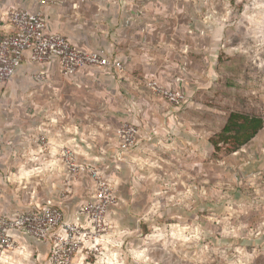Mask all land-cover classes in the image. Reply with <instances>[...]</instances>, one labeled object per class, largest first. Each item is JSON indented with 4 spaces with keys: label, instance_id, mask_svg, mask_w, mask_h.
Here are the masks:
<instances>
[{
    "label": "rangeland",
    "instance_id": "374dc122",
    "mask_svg": "<svg viewBox=\"0 0 264 264\" xmlns=\"http://www.w3.org/2000/svg\"><path fill=\"white\" fill-rule=\"evenodd\" d=\"M119 2L128 5L120 19L134 20L121 35L137 94L169 106L150 82L183 94L171 115L197 130L199 163L170 170L146 212L138 201L135 214L108 217L99 252L73 264H264V175L243 172L244 145L221 134L230 112L264 110V0Z\"/></svg>",
    "mask_w": 264,
    "mask_h": 264
},
{
    "label": "crops",
    "instance_id": "0c3cea01",
    "mask_svg": "<svg viewBox=\"0 0 264 264\" xmlns=\"http://www.w3.org/2000/svg\"><path fill=\"white\" fill-rule=\"evenodd\" d=\"M11 8L42 12L48 31L62 34L78 49L95 50L120 62L123 69L84 66L66 76L56 61L26 60L8 80L0 81V217L50 201L66 219H81L78 206L91 197L93 185L80 175L71 180L68 196L60 197L66 175L60 149L65 145L112 182L117 201L109 209V219H119L121 212L135 214L138 201L145 203L142 210L146 212L151 202L167 192L164 181L170 170L176 173L188 161L192 169L198 168L197 130L171 115L174 106L137 94L131 73L133 52L122 48V27L129 29L134 21L129 12L125 21L119 17L127 4L119 0H0L1 31L8 29L6 12ZM112 25L115 30L110 36L108 26ZM37 73L45 76L37 79ZM167 85L177 88L175 83ZM122 122L138 129L136 145L126 151L119 149L116 135ZM237 153L244 163L250 158L263 161L254 175L261 180L264 127ZM14 234L12 250L0 247V264H47V242Z\"/></svg>",
    "mask_w": 264,
    "mask_h": 264
},
{
    "label": "built area",
    "instance_id": "2783aa9c",
    "mask_svg": "<svg viewBox=\"0 0 264 264\" xmlns=\"http://www.w3.org/2000/svg\"><path fill=\"white\" fill-rule=\"evenodd\" d=\"M8 29L0 30V81L8 80L24 61L36 64L56 61L63 75L74 74L87 67H117L118 61L95 50L78 49L67 37L47 30L46 20L40 11L30 12L23 8H11L6 12ZM44 73H37L42 79ZM151 87L172 105H178L184 96L178 90L157 86ZM264 127V110L261 111ZM138 129L131 124L116 128L118 147L126 151L137 143ZM40 142L45 143L44 137ZM60 159L66 175L64 187L59 192L65 198L71 192V180L86 175L92 182L91 197L78 206L80 220H68L62 210L50 201L45 204H32L13 216L0 217V247L12 250L15 245V232H20L49 245L47 264H72L74 257L84 252H99L100 241L107 234L108 212L117 201L112 182L93 163L81 161L75 150L65 145L60 149Z\"/></svg>",
    "mask_w": 264,
    "mask_h": 264
},
{
    "label": "trees",
    "instance_id": "16d2710c",
    "mask_svg": "<svg viewBox=\"0 0 264 264\" xmlns=\"http://www.w3.org/2000/svg\"><path fill=\"white\" fill-rule=\"evenodd\" d=\"M263 127L261 114L249 115L230 112L222 127L221 134L230 133L238 141L236 147L245 145ZM216 142V141H215Z\"/></svg>",
    "mask_w": 264,
    "mask_h": 264
},
{
    "label": "water",
    "instance_id": "95a60500",
    "mask_svg": "<svg viewBox=\"0 0 264 264\" xmlns=\"http://www.w3.org/2000/svg\"><path fill=\"white\" fill-rule=\"evenodd\" d=\"M263 161L262 160H254V158H250L246 163H244L241 166V169L243 170V172L248 173V172H253L256 170H261L262 169V164Z\"/></svg>",
    "mask_w": 264,
    "mask_h": 264
}]
</instances>
